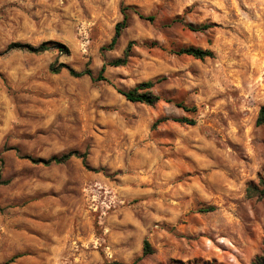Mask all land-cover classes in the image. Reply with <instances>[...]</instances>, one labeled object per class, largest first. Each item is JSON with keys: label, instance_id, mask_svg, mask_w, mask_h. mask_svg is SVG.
<instances>
[{"label": "rangeland", "instance_id": "1", "mask_svg": "<svg viewBox=\"0 0 264 264\" xmlns=\"http://www.w3.org/2000/svg\"><path fill=\"white\" fill-rule=\"evenodd\" d=\"M263 105L264 0H0V262L264 264Z\"/></svg>", "mask_w": 264, "mask_h": 264}, {"label": "trees", "instance_id": "2", "mask_svg": "<svg viewBox=\"0 0 264 264\" xmlns=\"http://www.w3.org/2000/svg\"><path fill=\"white\" fill-rule=\"evenodd\" d=\"M132 9L133 12L137 13L139 15V17L149 20V21H154L155 20V16L153 15H144L141 12H139V10H137V8H130V7H124L122 12H123V20L121 22H119L116 25L115 28V35L112 38V41L110 43V47H113L122 31L128 26V18H129V14L127 12V10ZM190 29L192 30H197V29H207L210 27V25L206 24L203 25L199 28H195L192 25L188 26ZM9 49H21V50H26L29 52H33V53H37V54H41L44 53L46 51H50V50H60L62 51L63 49L66 50V47L64 46V44H61L59 42H49V41H44L43 43H41L39 46H32L28 43H12L9 46ZM128 51L125 53V58H118L116 60L110 61L108 62V65L111 66H119V65H124L127 62V56H128ZM176 54L178 55H189L198 59H205V58H213L214 57V52L209 50V49H202V48H196V47H186V48H181L180 50L176 51ZM106 65H104L101 70L94 75L92 73V71L90 69H85L83 71H76L73 68H68L66 66V64L61 63L59 64L57 67L52 66V70L57 73L59 71H61L63 68H68L69 72L72 76L74 77H82L85 75L90 76L93 80L95 81H108V78L105 74L106 72ZM154 83L152 81H148V82H144L139 84L138 86L134 87L133 89L130 90H119V92L124 95V97L131 101V102H140V103H146L149 105H154L156 103H158L162 98L155 94L151 89L153 87ZM166 101H170V100H166ZM178 107H181L185 110H191V109H195L194 107L190 108L187 105H185L183 102H176L175 103ZM177 121L179 122H184V123H188V124H194L195 121L194 120H189L186 118L183 119H178ZM257 124L258 125H264V105L261 107L260 112H259V116L257 119ZM79 155L77 151L74 152H69L67 154H64L62 156H53L48 160H42L44 163L46 164H52V163H63L68 161L71 157L73 156H77ZM247 196L252 198V197H258V198H263L264 197V174L260 177L259 182L258 183H250L247 187ZM213 207H209L203 211H211L213 210ZM146 247H149V245L147 244ZM8 262H0V264H8Z\"/></svg>", "mask_w": 264, "mask_h": 264}]
</instances>
